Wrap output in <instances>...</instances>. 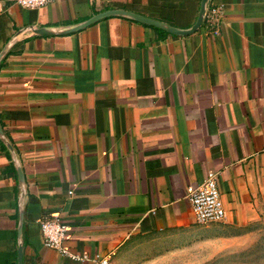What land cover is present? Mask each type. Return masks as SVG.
I'll list each match as a JSON object with an SVG mask.
<instances>
[{
	"label": "crops",
	"instance_id": "crops-1",
	"mask_svg": "<svg viewBox=\"0 0 264 264\" xmlns=\"http://www.w3.org/2000/svg\"><path fill=\"white\" fill-rule=\"evenodd\" d=\"M200 0H0V50L19 29H60L120 10L187 29ZM186 36L121 17L76 32L19 35L0 62V128L23 175L21 264H171L224 252L264 220V0H207ZM215 175L223 220L195 224L187 193ZM19 190L0 143V264H16ZM211 251V252H212Z\"/></svg>",
	"mask_w": 264,
	"mask_h": 264
},
{
	"label": "built area",
	"instance_id": "built-area-1",
	"mask_svg": "<svg viewBox=\"0 0 264 264\" xmlns=\"http://www.w3.org/2000/svg\"><path fill=\"white\" fill-rule=\"evenodd\" d=\"M20 8L37 9L46 5L50 0H13ZM219 10L210 8L205 12L204 20L216 32V21ZM215 175H209L200 185L189 189L187 200L189 202L193 220L197 225L219 223L223 220L224 212L219 200ZM38 230L42 246L57 251L60 255L75 262H90L92 264H108L105 258L97 256L88 257L84 254H77L68 250L64 245L67 226L57 216H51L38 221Z\"/></svg>",
	"mask_w": 264,
	"mask_h": 264
},
{
	"label": "water",
	"instance_id": "water-1",
	"mask_svg": "<svg viewBox=\"0 0 264 264\" xmlns=\"http://www.w3.org/2000/svg\"><path fill=\"white\" fill-rule=\"evenodd\" d=\"M206 3L207 0H200L199 2V9L197 13V17L194 21V23L187 29H176L174 27L168 26L164 23H161L159 21L147 19L145 17H142L140 15H136L131 12L127 11H120V10H110V11H104L99 14H96L87 20L78 23L76 25H71L68 27L60 28V29H55L51 27H44V28H38V29H33L30 26L23 27L16 31L9 39L8 41L4 44V46L0 50V62L5 56V54L8 52V50L13 46L16 38L21 35L23 32H31L34 35L37 36H46V35H63V34H68L72 32H76L102 18L109 17V16H115V17H121L127 20L135 21L147 26H151L157 29H160L168 34L174 35V36H186L189 34L194 33L199 26L201 25L205 12H206ZM0 143L4 146L6 149L7 153L9 154V157L11 159V163L13 165V168L16 173V181H17V187L19 190V198L17 201V225H16V238H17V249H16V264H21V246L19 242V237H20V229H21V224H22V198H23V175L22 171L16 161V157L14 154V151L12 150V147L10 144L7 142L5 139L2 130L0 128Z\"/></svg>",
	"mask_w": 264,
	"mask_h": 264
},
{
	"label": "rangeland",
	"instance_id": "rangeland-1",
	"mask_svg": "<svg viewBox=\"0 0 264 264\" xmlns=\"http://www.w3.org/2000/svg\"><path fill=\"white\" fill-rule=\"evenodd\" d=\"M252 235L238 244H230L224 252L212 254L211 247L196 248L188 259L185 256L173 259L171 264H264V220L251 228ZM212 251V252H211Z\"/></svg>",
	"mask_w": 264,
	"mask_h": 264
}]
</instances>
